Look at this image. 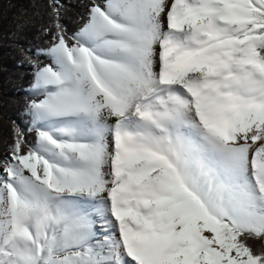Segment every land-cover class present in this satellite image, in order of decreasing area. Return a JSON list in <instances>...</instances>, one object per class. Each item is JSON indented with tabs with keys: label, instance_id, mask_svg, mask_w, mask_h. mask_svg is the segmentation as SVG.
Instances as JSON below:
<instances>
[{
	"label": "snow or ice",
	"instance_id": "snow-or-ice-1",
	"mask_svg": "<svg viewBox=\"0 0 264 264\" xmlns=\"http://www.w3.org/2000/svg\"><path fill=\"white\" fill-rule=\"evenodd\" d=\"M28 4L0 264H264V0Z\"/></svg>",
	"mask_w": 264,
	"mask_h": 264
},
{
	"label": "trees",
	"instance_id": "trees-1",
	"mask_svg": "<svg viewBox=\"0 0 264 264\" xmlns=\"http://www.w3.org/2000/svg\"><path fill=\"white\" fill-rule=\"evenodd\" d=\"M0 5V152H3L10 140L12 122L26 123L21 110L25 98L23 89L27 88L30 80L28 70L17 67L19 57L14 55L8 37L20 13L27 9L31 15L32 9L29 8L28 0H0ZM74 11L69 15H73ZM36 23L39 25L41 21L37 20ZM69 25L73 26L71 21ZM35 33L36 28L27 33L29 42H38L33 41Z\"/></svg>",
	"mask_w": 264,
	"mask_h": 264
}]
</instances>
